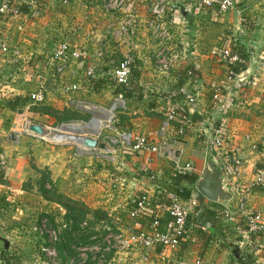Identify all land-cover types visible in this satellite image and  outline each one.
Returning a JSON list of instances; mask_svg holds the SVG:
<instances>
[{
  "label": "crops",
  "instance_id": "0c3cea01",
  "mask_svg": "<svg viewBox=\"0 0 264 264\" xmlns=\"http://www.w3.org/2000/svg\"><path fill=\"white\" fill-rule=\"evenodd\" d=\"M128 1V9L107 11L102 0H68L66 5L44 0L34 18L32 13H24L12 23L0 21V43L7 48L6 53L0 52V155L8 169L7 179L0 182V264H72L67 249L61 257L57 253L55 260L42 254L47 238L29 230L41 219L59 225L66 201L79 203L87 212L84 221L95 222L97 229L106 224L124 236L147 232L148 225L142 219H128L126 211L141 194H147L155 206L160 203L171 185L176 159L190 164L199 177L208 156L207 142L201 147L197 141L204 136L209 139L210 128L218 120L224 126L228 148L239 149L242 183L253 180L257 168L264 171V0H236L225 14L216 9L195 13L197 0H160L165 3V13L157 23H162L171 37L164 42L149 26L153 0ZM238 29L241 37L235 36ZM60 41L84 54L82 60L71 63L62 82L46 61L47 53ZM223 45L243 47L249 54L244 70L236 76L230 73ZM161 48L178 56L167 73L155 70V55ZM126 57L133 61L146 93L140 101H124L110 83L96 85L99 79L111 81V72ZM89 66L94 67L93 78L82 81ZM77 81L78 91L62 92L63 85ZM177 82L186 95L189 114L201 119L189 125L180 139L174 134L173 121L168 122L161 113L163 107L171 109L161 95ZM40 84L46 88V101L32 106L29 95ZM215 91L219 93L216 109L212 100ZM107 94L108 99L113 96L122 101L111 128L101 129L96 136L84 135L96 138L106 150L87 149L78 143L51 145L26 131L32 118L38 120L34 124L45 127L48 115L34 107L86 111L91 103L101 106ZM14 97L26 99L25 105L15 111L5 108L4 102ZM187 97L193 102L189 104ZM94 125L89 129H95ZM123 135H130L131 144L143 138L160 153L147 149L130 154L131 145L126 146ZM42 173L49 175L56 195L52 199L40 192ZM116 183L121 187L111 191ZM181 185L188 186L184 180ZM194 190L203 206L214 203L224 215L214 213L215 226L190 224L177 249H151L146 262L133 246L109 253L110 264H264V241L257 249L258 239L245 231L235 214L234 199L222 205L201 197L195 185ZM246 199L247 206L264 220V186L249 192ZM190 202H186L189 214L196 207ZM95 211L101 220H93ZM234 248L239 249L237 257ZM5 250L8 252L2 256Z\"/></svg>",
  "mask_w": 264,
  "mask_h": 264
},
{
  "label": "built area",
  "instance_id": "2783aa9c",
  "mask_svg": "<svg viewBox=\"0 0 264 264\" xmlns=\"http://www.w3.org/2000/svg\"><path fill=\"white\" fill-rule=\"evenodd\" d=\"M62 5L68 4V0H56ZM44 0H0V16L9 15L11 18L18 20L22 17L23 10L25 13H35L37 8L43 4ZM104 8L107 11H113L118 9H128L131 7V3L128 0H102ZM236 0H197L193 12L197 13L203 9H216L218 14H225L227 11L234 8ZM165 3L160 0H153L150 5L151 21L149 26L154 33V36L160 41H169L171 39L168 30L162 25L157 23L160 17L165 13ZM0 52L6 53V45L0 43ZM98 57L101 53H97ZM224 57L229 61H235L236 56H231L228 51L223 52ZM155 70L159 73H167L174 66V63L178 60L177 55H168L164 49H160L156 53ZM84 58V54L79 49L71 48L69 43L64 41L58 44L46 58L47 65L53 68L54 75L62 82L68 68L72 62L80 61ZM131 58H124L118 63V65L111 72V79L116 84H124L127 81ZM264 68V58L261 63ZM94 67L89 66L82 75V81L89 80L93 77ZM80 89V83L73 82L62 86V92L65 95L74 93ZM180 92H183L180 89ZM46 88L43 84L38 85L37 89L30 93L29 102L32 106L43 105L46 101ZM219 99L218 91H215L212 97L213 108H217ZM187 102L190 104L193 102L191 97H187ZM161 113L166 117L168 122L174 121L175 113L173 109L163 107ZM30 125V124H29ZM27 125V127L29 126ZM26 131H29L26 128ZM224 126L220 125L218 128L210 131L213 133L212 137V150L214 157L217 160L222 161V171L226 177V184L234 191V211L237 216L243 221L245 231L252 234L258 239L256 248L260 249L263 246L264 241V220L262 215L255 210L249 208L246 204L247 190L252 189L264 181V171L257 169L254 173V179L242 183L241 176L243 173L242 161L239 153V149H229L226 144V134L224 133ZM30 132V131H29ZM32 133V132H31ZM34 134V133H33ZM179 134L183 132L180 130ZM122 139L126 146L131 145V149L134 151H141L150 149L153 152H159L156 147H149L148 143L139 138L135 144H131L130 135H123ZM249 136L246 135L245 140H248ZM208 143V138H207ZM0 165L4 167V163L0 161ZM193 168L190 164H182L176 159L173 163L172 175L185 174L192 172ZM153 177H151L152 179ZM112 189L121 187L120 183L112 184ZM167 199V203H158L154 208V221L150 225V229L140 232L130 233L124 236L118 232L113 234L109 228L101 244L79 246L77 248V257L72 259V264H89L88 258L92 255L91 260L97 262V264H110V261H106V257L109 253H113L118 250L126 249L129 246H133L139 253L142 261H148L149 257L147 251L161 247L163 249L175 250L178 248L180 241L184 238L183 233L186 229V220L190 213L189 206L186 202H183L176 194L167 193L163 194ZM135 206L132 209L126 211L127 217L130 220H135L136 217L144 215L143 213L147 208L151 207L152 203L147 194H141L135 197ZM191 204V202L189 201ZM159 214V216H158ZM163 214H167L169 219L164 225L163 230H158L159 221L158 218ZM85 225V224H84ZM66 225L61 222L57 226H52L48 223L47 219H41L38 223L31 225L29 230L31 233L47 238V246L40 249L41 253L50 259L55 260L57 258V252L55 244L59 240V235L63 231ZM92 239H95L93 237Z\"/></svg>",
  "mask_w": 264,
  "mask_h": 264
},
{
  "label": "trees",
  "instance_id": "16d2710c",
  "mask_svg": "<svg viewBox=\"0 0 264 264\" xmlns=\"http://www.w3.org/2000/svg\"><path fill=\"white\" fill-rule=\"evenodd\" d=\"M178 8V7H177ZM176 8V9H177ZM27 11L23 10V13ZM34 18V13L31 15ZM0 21L5 22V23H12L14 21L13 18H11L9 15H2L0 16ZM237 41V39H236ZM227 45V44H226ZM226 45L222 46V50L228 51L231 56H236L235 61H229L228 66L231 68V75L236 76L240 72H242L245 68V62L249 60V54L248 52L243 49V47L236 48V47H231L228 48ZM230 49V50H229ZM228 60V59H227ZM93 78V77H91ZM90 78V79H91ZM138 73L134 68L133 61L130 64V71L129 75L127 78V81L124 84H116L113 80H101L99 79L98 83L96 85H99L100 87L102 85H105L106 83H110V85L114 88V93L119 96L121 99L126 101L127 99L130 98H136L137 101L142 100L145 98L146 93L144 90L140 87L139 82H138ZM180 82L177 84H174L166 93H163L162 98L166 103H169L170 107L173 109L175 113V119L173 121V127H174V134L176 138L180 139L181 136L185 135L186 129L189 125L195 122H201V119L196 116L189 114L188 112V107L186 105V95L185 93L180 92ZM221 95V94H220ZM26 99H21L20 97H14L13 99H9L4 102V107L15 111L17 109H20L22 105H25ZM35 111H38V109H33ZM39 112H46L44 110H41ZM86 117H81L78 115V112L76 111H64L63 112V122H70V121H76V120H84L86 121L88 119L87 115H84ZM221 125V122L219 120L215 122L211 128L210 131L218 128ZM182 131L183 134L180 135L179 131ZM206 142L207 138L201 137L198 139L197 144L200 145L201 147H206ZM129 152H132L130 154L134 153H139L141 151H134L132 149H128ZM0 154H1V147H0ZM0 161H1V155H0ZM259 169V168H257ZM256 169V170H257ZM173 174V173H172ZM171 174V185L167 187L168 193H173L176 194L183 202H189V201H194L196 204V207L194 208V211L188 215L187 220H186V228L190 224H201L202 226H215L216 224V218L212 219L214 213H217L218 215H221L224 217V215L219 213V211L216 209L215 206H217L214 203H210L208 206L202 205V201L200 198L198 199L196 197V192L194 190V185L195 182L198 178V175L194 172H187L185 174ZM8 176V169L0 165V182H4L7 179ZM148 177L152 176L147 175ZM49 175L42 173L39 179V189L42 195L45 197H48V199H52L55 195L53 189H51L52 185L50 180L48 179ZM184 180L188 184V186H182L181 181ZM46 186H49V188H46ZM261 186H264V181L262 183H259L256 187L247 190V194L249 192H253L256 189L260 188ZM67 202V201H66ZM64 203L63 206H65L66 213L63 216V219L61 222H63L66 227L63 229L61 234L59 235V240L55 244V249L56 252L58 253V256H62L61 252L63 250H68V254L71 257V259H74L77 257V248L79 246H85V245H93V244H101L102 243V238L109 230L112 232V228L108 227V225H100L99 228L95 226V222H90V221H84L86 220V214L83 210V207L79 203L76 202H68ZM162 203H167V199L163 195L161 201ZM135 206V201L133 202V205L131 206L130 209H132ZM156 206L151 205V207L147 208L143 213L144 215H141L140 217H136L135 220L142 219L143 223L148 225L147 227L150 229V225L154 221V210ZM214 210V211H213ZM99 211L93 212V220L98 221L99 219H102V216H99L98 213ZM219 213V214H218ZM159 216V214H158ZM169 217L167 214H163L162 217L158 218L159 221V226L157 227L158 230H163L165 223L168 221ZM60 222V223H61ZM85 224V225H84ZM108 224V223H107ZM148 229V230H149ZM187 235V229L184 230L183 236L185 237ZM95 237V239H92ZM7 250L2 251V256L7 254ZM111 257L110 255H107L106 261H109V258ZM92 255L89 256L88 258V263L89 264H97L96 261L91 260ZM7 259V258H6ZM240 259L237 258V261ZM65 263V262H64Z\"/></svg>",
  "mask_w": 264,
  "mask_h": 264
},
{
  "label": "water",
  "instance_id": "95a60500",
  "mask_svg": "<svg viewBox=\"0 0 264 264\" xmlns=\"http://www.w3.org/2000/svg\"><path fill=\"white\" fill-rule=\"evenodd\" d=\"M235 36L236 37L242 36L240 29L236 31ZM112 109H114V107H112ZM92 115H95V114L92 112ZM97 121L99 120L92 118L88 122H86L85 126H82V128L76 132V133H79V136H77L76 140H73L72 142L78 143L87 149L97 148V149L106 150V146L102 143H99L96 138L82 136V133L84 132V128L90 127L91 124H94ZM102 122L103 123L100 128L106 127L107 122L105 121H102ZM69 125L70 124H63L61 126L67 127ZM27 128L30 132L34 133L35 135L41 138L45 134L44 127L40 125L32 124V125H29ZM98 133H99V129L94 131L92 134L96 136ZM212 137H213V133H210L208 143H207L208 159L205 163L202 173L200 174V176L197 178L195 182V189L204 199L224 205L233 199L234 191L233 189L229 188L226 184V177L222 171V161L217 160L214 157L213 150H212ZM177 154L178 153H175L176 157L178 156ZM5 248L7 249V243H5ZM232 253L235 255V257H237L239 254V249L234 248Z\"/></svg>",
  "mask_w": 264,
  "mask_h": 264
},
{
  "label": "rangeland",
  "instance_id": "374dc122",
  "mask_svg": "<svg viewBox=\"0 0 264 264\" xmlns=\"http://www.w3.org/2000/svg\"><path fill=\"white\" fill-rule=\"evenodd\" d=\"M18 33H19V31L15 33L16 37L18 36L17 35ZM60 42H62V41H60ZM51 51L52 50H50L47 53L46 58L51 53ZM109 96H110L109 94H107L105 96V102L101 103L102 104L101 106L94 105V104L91 103L90 105L87 106L86 111L81 109V111L78 112V115H80L81 117H86L84 115H87L88 119L86 121H84V120H76V121H70V122H63V119H65L63 117V112L64 111L72 112V110H67L65 108L64 109H59L58 106H57L58 108H52V110L47 108V107L45 108V106L38 107V108L34 107V109H38V112L41 111V110H44L46 112L45 113L43 112V113L48 115V117L45 118V127H44L46 134H51V133L56 134V133L59 132V133H62V135H63L64 134L63 133L64 130L69 129L71 126L76 127V128H74L73 132H77L78 130H80L82 128V126H85L86 122H88L92 118H95V119H97L99 121L101 120V121L107 122V126L106 127L111 128V125H112L111 121L113 120L114 116L117 114V111L120 110V107L122 106V101L119 100V99L114 98L113 96H112V98L108 99ZM112 107H114L115 109H112ZM92 112L95 115H92ZM101 116H103V117H101ZM109 117H111V118H109ZM32 121L33 122H38V120H34L33 118H32ZM33 122H28V125L29 124L30 125L34 124ZM63 124H70V125L67 126V127H62L61 125H63ZM94 126L96 127V124ZM106 127H104V128H106ZM112 128H113V126H112ZM96 129H97V127L95 129L85 128L84 132L82 133V136H84V135H86L88 133L89 134L93 133L94 131H96ZM101 129H103V127L99 128V132H100ZM105 130L107 131V129H105ZM66 134H67V137H71L70 136L71 133H65L64 135L66 136ZM74 135H75L74 137L76 138L77 136H79V133H74ZM37 137H39V136H37ZM109 137H110V135H109ZM39 138L43 139L47 144H51V145H55V144L70 145V144H75V142H72V141L76 140L75 138H71V139H68L69 141H67V139H66V141L55 142V141H52L50 139H47L46 137H42V138L39 137ZM111 191H115V190L111 189ZM112 233L113 234H117V232H112Z\"/></svg>",
  "mask_w": 264,
  "mask_h": 264
},
{
  "label": "bare ground",
  "instance_id": "6f19581e",
  "mask_svg": "<svg viewBox=\"0 0 264 264\" xmlns=\"http://www.w3.org/2000/svg\"><path fill=\"white\" fill-rule=\"evenodd\" d=\"M102 123H103V122H102L101 120H100V121H97V122L95 123V124H96V127H97V130L101 127ZM74 128H76V127L71 126L69 129L64 130L63 133H64V134H65V133H71L70 136H71L72 138H75V137H74V136H75L74 133H76V132H73V131H74ZM86 128H89V127H86ZM84 129H85V128H84ZM64 134H63V135H64ZM63 135H62V133H59V132L56 133V134H53V133H51V134H46V133H45V134L43 135V137H46L47 139H50V140L55 141V142H59V141L62 142V140H63V141H66V139L70 138V137H67V134H66V136H65V135L63 136ZM76 138H77V137H76ZM76 138H75V139H76Z\"/></svg>",
  "mask_w": 264,
  "mask_h": 264
}]
</instances>
